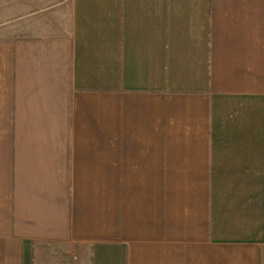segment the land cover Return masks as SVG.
Wrapping results in <instances>:
<instances>
[{"label": "crops", "instance_id": "1", "mask_svg": "<svg viewBox=\"0 0 264 264\" xmlns=\"http://www.w3.org/2000/svg\"><path fill=\"white\" fill-rule=\"evenodd\" d=\"M37 19L0 32V264H264V0Z\"/></svg>", "mask_w": 264, "mask_h": 264}, {"label": "rangeland", "instance_id": "2", "mask_svg": "<svg viewBox=\"0 0 264 264\" xmlns=\"http://www.w3.org/2000/svg\"><path fill=\"white\" fill-rule=\"evenodd\" d=\"M68 2L69 0H0V32H17L25 23L47 20L37 18L56 17L63 13ZM27 16L34 19H23Z\"/></svg>", "mask_w": 264, "mask_h": 264}]
</instances>
